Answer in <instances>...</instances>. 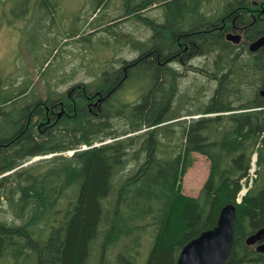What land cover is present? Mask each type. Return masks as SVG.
I'll list each match as a JSON object with an SVG mask.
<instances>
[{
	"label": "trees",
	"instance_id": "1",
	"mask_svg": "<svg viewBox=\"0 0 264 264\" xmlns=\"http://www.w3.org/2000/svg\"><path fill=\"white\" fill-rule=\"evenodd\" d=\"M110 1H93L91 25L100 32L90 35L103 34L104 48L114 44L109 36L124 39L135 58L99 67L93 59V81L58 97L49 83L45 99L32 79L11 91L0 77V263L33 250L37 264H92L93 256L97 264H142L146 238L144 264H177L183 246L215 227L232 203L235 238L223 264H264V252L246 242L264 227V46L249 50L264 36V0H221L220 11L204 9L213 0H124V10L105 21ZM153 5L163 8L161 20L147 14ZM57 6L40 0V28L55 23ZM125 20L148 27L147 38L123 31ZM234 31L242 34L238 44L226 38ZM43 36L48 51L25 49L49 81L55 51ZM185 46L207 57L192 66L213 85L207 100L185 99L192 108L180 87L187 66L172 60ZM134 83L136 98L120 97ZM195 152L210 160V172L190 195L183 178Z\"/></svg>",
	"mask_w": 264,
	"mask_h": 264
},
{
	"label": "rangeland",
	"instance_id": "2",
	"mask_svg": "<svg viewBox=\"0 0 264 264\" xmlns=\"http://www.w3.org/2000/svg\"><path fill=\"white\" fill-rule=\"evenodd\" d=\"M5 1L3 5L0 0V77L7 78L8 82L6 81V83L11 91L21 85L25 78H28L32 79L31 83L34 84V88L41 98L45 99L48 97L49 83H51V88L55 90L54 94L58 97L59 93L67 91L75 85L84 86L82 82L93 81L94 75L92 74L97 73L99 70H96L95 64L99 67L102 66L99 63L102 64L108 58L121 59L126 57L127 59H133L137 55L136 50L130 45L124 44V39L115 43V38L109 36L110 44H114L111 48H104L98 37L103 34L100 33L98 36L93 37L90 35L100 32L96 25L94 26L96 31H93L89 15L94 0H57L58 6L54 13L55 23L51 25V28L44 26L40 28V15L38 13L39 10L36 8L40 0H27L24 6L21 5L24 0ZM222 1L213 0L210 3L206 2L203 7L206 11L217 9V6ZM252 1L258 3V0ZM152 7V9L147 11V14L161 20L163 8L157 5ZM220 9L222 8L218 7L217 10L220 11ZM262 9L258 16L262 13ZM123 10L124 0H111L109 8L104 9L101 14L104 16L109 14V17L105 19L107 21L111 17H116ZM121 28L123 31L134 35L137 39H146L150 33L148 27L143 24H137L132 20L122 22ZM70 30H72V33ZM42 32L47 34L49 39H52L49 47L54 45L53 51H55L53 65L49 67L47 72V75H51L48 78L50 82L46 76H42L38 69V58L29 55L25 49L27 47H37L39 52L48 51L43 44L44 36L43 34L40 35ZM95 47V50H90ZM193 57L194 59L185 64L187 67H184V70L182 69L184 72L181 73L180 87L185 106L188 108H192V105L185 102V99H190L189 101L192 103L200 101V99L207 100L213 88V85L211 86L212 82L207 79V76L194 67L200 65V62L207 57H203V60L195 55ZM93 59H95V64ZM193 64L194 66H192ZM63 78H66V81L61 82ZM137 91H140V86L137 83L131 86L128 85L126 88L123 87L120 97L134 100L137 96ZM0 116L2 115L0 114ZM69 151L63 154L72 155L75 150H72V154ZM41 157L44 156L35 157L33 160ZM194 157V164L187 170L183 178V190L190 195L199 194L210 172V160L205 155L195 152ZM252 167L256 168L257 165ZM251 175L253 178L256 177L255 172ZM145 239L140 247L142 264H144L151 246L150 240L147 241ZM0 264H37V254L33 250H27L19 259L11 256L5 258ZM92 264H97L94 256L92 257Z\"/></svg>",
	"mask_w": 264,
	"mask_h": 264
},
{
	"label": "water",
	"instance_id": "3",
	"mask_svg": "<svg viewBox=\"0 0 264 264\" xmlns=\"http://www.w3.org/2000/svg\"><path fill=\"white\" fill-rule=\"evenodd\" d=\"M226 38L238 44L242 40V35L229 32ZM263 46L264 36H261L249 44V50L257 51ZM260 94L264 96V87ZM236 217V205L232 203L225 205L220 211L215 227L203 231L183 246L177 264H223L233 247ZM246 242L249 245H256L258 251L264 252V227L249 235Z\"/></svg>",
	"mask_w": 264,
	"mask_h": 264
},
{
	"label": "flooded vegetation",
	"instance_id": "4",
	"mask_svg": "<svg viewBox=\"0 0 264 264\" xmlns=\"http://www.w3.org/2000/svg\"><path fill=\"white\" fill-rule=\"evenodd\" d=\"M254 5H257V3L255 2ZM220 29L223 28V24L222 26L219 27ZM235 33H240L241 34V31H234ZM227 35V33H226ZM242 35V34H241ZM182 49V48H181ZM183 50L186 53V56L184 54H181V52H183ZM182 51L179 50V51H176L175 53V58H172V60L174 62H176L178 65H180L181 63L183 64H186L188 63L190 60L194 59L193 55L197 56L198 57H205V55H201V52H200V49L197 48V49H189V46H185V48L183 49ZM184 55V57H183ZM178 56V57H177ZM186 58V59H185ZM189 64H192V63H189Z\"/></svg>",
	"mask_w": 264,
	"mask_h": 264
},
{
	"label": "built area",
	"instance_id": "5",
	"mask_svg": "<svg viewBox=\"0 0 264 264\" xmlns=\"http://www.w3.org/2000/svg\"><path fill=\"white\" fill-rule=\"evenodd\" d=\"M85 147H86V146L84 145V148H85ZM69 152H70V151H69ZM72 153H73V151L70 152V154H72ZM253 170H254V168H252V171H253ZM244 189H246V188H244ZM244 191H245V190H242L241 195L244 193ZM241 195H240V197L238 198L239 201L241 200V197H242Z\"/></svg>",
	"mask_w": 264,
	"mask_h": 264
},
{
	"label": "bare ground",
	"instance_id": "6",
	"mask_svg": "<svg viewBox=\"0 0 264 264\" xmlns=\"http://www.w3.org/2000/svg\"><path fill=\"white\" fill-rule=\"evenodd\" d=\"M248 21H249V19H248ZM220 50V49H219ZM247 79H249V78H247ZM106 86V85H105ZM106 90V89H105ZM198 90V89H197ZM78 139V138H77ZM101 147V146H100ZM101 149V148H100ZM110 158V157H109ZM101 159V158H100ZM119 168V167H118ZM123 173H124V171H123ZM247 191V190H246Z\"/></svg>",
	"mask_w": 264,
	"mask_h": 264
}]
</instances>
